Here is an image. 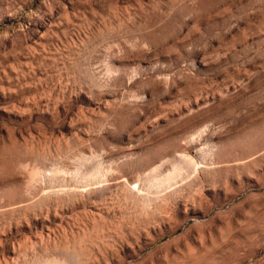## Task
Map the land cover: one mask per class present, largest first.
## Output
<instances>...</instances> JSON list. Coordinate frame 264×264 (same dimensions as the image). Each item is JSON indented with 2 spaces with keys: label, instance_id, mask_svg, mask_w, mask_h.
<instances>
[{
  "label": "rangeland",
  "instance_id": "obj_1",
  "mask_svg": "<svg viewBox=\"0 0 264 264\" xmlns=\"http://www.w3.org/2000/svg\"><path fill=\"white\" fill-rule=\"evenodd\" d=\"M0 264H264V0H0Z\"/></svg>",
  "mask_w": 264,
  "mask_h": 264
}]
</instances>
